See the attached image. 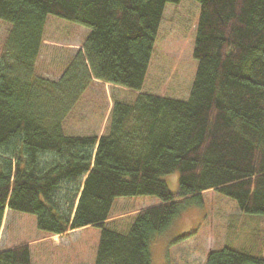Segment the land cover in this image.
<instances>
[{
  "label": "trees",
  "instance_id": "obj_1",
  "mask_svg": "<svg viewBox=\"0 0 264 264\" xmlns=\"http://www.w3.org/2000/svg\"><path fill=\"white\" fill-rule=\"evenodd\" d=\"M0 0V231L6 208L33 213L49 234L98 225L95 264H153L151 244L203 192L264 215V0H198L187 99L141 92L167 2ZM49 14L90 32L58 78L37 73ZM138 92L113 98L101 135L64 121L92 82ZM179 171L178 193L164 175ZM152 194L127 230L107 226L119 196ZM0 264H37L29 243L0 249ZM204 264H264L228 246Z\"/></svg>",
  "mask_w": 264,
  "mask_h": 264
},
{
  "label": "rangeland",
  "instance_id": "obj_2",
  "mask_svg": "<svg viewBox=\"0 0 264 264\" xmlns=\"http://www.w3.org/2000/svg\"><path fill=\"white\" fill-rule=\"evenodd\" d=\"M198 0L167 2L158 31L149 71L141 92L187 99L197 71L194 57ZM10 24L0 20V51ZM90 28L49 14L36 61L38 74L58 78L72 56L82 48ZM138 92L96 80L83 93L64 121L66 133L102 134L113 98L134 101ZM173 194L178 193L179 171L164 175ZM204 203L190 205L171 226L152 241L153 264H204L208 253L225 246L264 257V215L240 210L233 198L218 190L203 192ZM160 199L156 195L119 196L107 226L127 230L135 215ZM128 226V227H127ZM101 227L88 225L62 235L49 234L37 226L33 213L6 208L0 231V249L21 243L31 246L37 264H95Z\"/></svg>",
  "mask_w": 264,
  "mask_h": 264
},
{
  "label": "crops",
  "instance_id": "obj_3",
  "mask_svg": "<svg viewBox=\"0 0 264 264\" xmlns=\"http://www.w3.org/2000/svg\"><path fill=\"white\" fill-rule=\"evenodd\" d=\"M69 233V232H68ZM53 235H59V234H53ZM30 248H31V246H30Z\"/></svg>",
  "mask_w": 264,
  "mask_h": 264
}]
</instances>
